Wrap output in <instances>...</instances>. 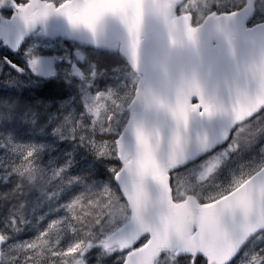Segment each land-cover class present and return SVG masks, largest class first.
I'll list each match as a JSON object with an SVG mask.
<instances>
[{
	"label": "snow or ice",
	"instance_id": "snow-or-ice-1",
	"mask_svg": "<svg viewBox=\"0 0 264 264\" xmlns=\"http://www.w3.org/2000/svg\"><path fill=\"white\" fill-rule=\"evenodd\" d=\"M0 50V264H264V0H0Z\"/></svg>",
	"mask_w": 264,
	"mask_h": 264
},
{
	"label": "trees",
	"instance_id": "trees-1",
	"mask_svg": "<svg viewBox=\"0 0 264 264\" xmlns=\"http://www.w3.org/2000/svg\"><path fill=\"white\" fill-rule=\"evenodd\" d=\"M0 87H2V86H0ZM43 88V87H42ZM40 89L39 91H38V95L40 96V98L41 99H44L45 97H55V96H58V95H60L61 94V92H60V90H59V88L57 87V85L56 84H49L48 86H46V87H44L43 89ZM51 92V93H50ZM43 93V95H41ZM46 94V95H45ZM53 95V96H52ZM25 99H27V97H28V93L26 92L25 94H24V96H23ZM21 98V99H24V98ZM52 110H54L55 111V108L54 109H52Z\"/></svg>",
	"mask_w": 264,
	"mask_h": 264
},
{
	"label": "rangeland",
	"instance_id": "rangeland-1",
	"mask_svg": "<svg viewBox=\"0 0 264 264\" xmlns=\"http://www.w3.org/2000/svg\"><path fill=\"white\" fill-rule=\"evenodd\" d=\"M3 55H7V52L4 51V50H0V56H3ZM16 58L22 60V55L19 56V57H16ZM1 79H2V78H0V86H3L4 81H3V79H2V80H1ZM1 82H2V83H1Z\"/></svg>",
	"mask_w": 264,
	"mask_h": 264
},
{
	"label": "flooded vegetation",
	"instance_id": "flooded-vegetation-1",
	"mask_svg": "<svg viewBox=\"0 0 264 264\" xmlns=\"http://www.w3.org/2000/svg\"><path fill=\"white\" fill-rule=\"evenodd\" d=\"M5 12H4L5 14L3 13L4 15H8L9 14V13H7V11H5ZM7 53H8L7 55L10 57V59H13L14 61H19L20 60V59L16 58V57H19V56H16L15 54H10L9 52H7Z\"/></svg>",
	"mask_w": 264,
	"mask_h": 264
},
{
	"label": "bare ground",
	"instance_id": "bare-ground-1",
	"mask_svg": "<svg viewBox=\"0 0 264 264\" xmlns=\"http://www.w3.org/2000/svg\"><path fill=\"white\" fill-rule=\"evenodd\" d=\"M5 13H6V12H5ZM5 13H4V14H5ZM7 13H8V12H7ZM9 14H10V13H9ZM9 14H8V15H9ZM7 54H8V53H7ZM9 58H10V57H9ZM1 80H2V79H1ZM1 83H2V82H1ZM43 88H44V87H43ZM43 88H42V89H43ZM50 93H51V92H50ZM41 95H43V93H42ZM45 95H46V94H45ZM43 96H44V95H43ZM52 96H53V95H52ZM23 98H24V97H23ZM24 99H25V98H24ZM53 109H54V108H53ZM53 111H54V110H53Z\"/></svg>",
	"mask_w": 264,
	"mask_h": 264
}]
</instances>
